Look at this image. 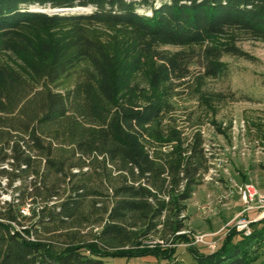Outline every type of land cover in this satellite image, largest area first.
<instances>
[{"label":"trees","instance_id":"16d2710c","mask_svg":"<svg viewBox=\"0 0 264 264\" xmlns=\"http://www.w3.org/2000/svg\"><path fill=\"white\" fill-rule=\"evenodd\" d=\"M47 6L90 12L37 11ZM82 23L129 29L137 42L118 57L83 35L64 47L29 44L16 68L0 62V166L9 167L0 177L8 187L22 180L0 201V264L157 258L139 254L147 239L180 240L186 202L210 167L199 130L185 137L167 125L175 122L173 98L192 63L203 71L193 99L208 107L234 98L202 82L228 78L222 58L242 55L232 34L264 41V0H0V52L15 54L19 30ZM194 122L189 129H199ZM108 165L117 173L112 179ZM91 170L112 199L101 229L84 233L94 211L87 201L99 194ZM231 233L214 251L191 253L194 263L264 264V223L252 224L249 236ZM164 254L174 264L173 251Z\"/></svg>","mask_w":264,"mask_h":264},{"label":"rangeland","instance_id":"374dc122","mask_svg":"<svg viewBox=\"0 0 264 264\" xmlns=\"http://www.w3.org/2000/svg\"><path fill=\"white\" fill-rule=\"evenodd\" d=\"M146 12L145 8H140ZM47 14L89 13L90 9H45L38 8ZM12 39L14 53L0 52V62L16 68L20 63L18 52L24 47L33 46L42 41H51L61 47L67 42H73L78 37L89 35L114 51L118 57L130 55L133 45L136 44L133 31L123 27H106L94 23L59 24L56 26H38L19 30ZM234 46L242 53L240 56L227 55L221 60L228 67L227 79H207L204 77V88L209 92L232 94L234 98L221 103H213L203 107L196 99H193L191 87L198 86V75L203 71L198 64L189 65L190 76L183 80L177 89L178 96L173 98L174 112L172 116L175 122H166L168 126L175 125L177 130L183 131L185 137H190L195 131H200L204 139V150L208 158L209 171L204 174L202 184L197 187L192 198L186 202L187 221L186 229L180 240L165 241L156 238L147 239L140 255L157 252V258L146 255L131 259L112 258V264H167L165 251L171 250L175 254L174 264H195L191 253H206L211 251L206 243H214L215 249L222 245L226 235L231 233L240 235L233 226H227L237 212L243 209L239 201L235 186L244 182H251L260 192L264 193V41L254 39L245 33H234L230 36ZM154 48L174 52L177 47L154 44ZM201 77V76H200ZM69 85L63 83V89ZM194 121L201 123L199 129L191 128ZM195 123V122H194ZM157 144L164 145L167 138L156 140ZM9 168L7 163L0 166ZM87 169L85 168L84 171ZM111 171L110 178L117 173L108 165ZM99 172L91 170L93 177ZM93 181L99 194L93 195L87 203L94 206V211L82 229L84 233H95L101 229L106 221L104 209H110L111 190L109 186L100 182L98 177ZM6 178L0 177V201H7L15 189H18L22 180L17 179L11 187L7 186ZM25 211L27 207L24 208ZM237 213V214H236ZM249 221L254 220L264 223V216H258V212L247 213ZM219 230V231H218ZM218 233L212 237H206L205 243H194L195 236ZM179 235V234H178ZM212 235V234H211ZM243 235V234H242ZM186 237V238H185ZM229 237V238H230ZM188 238V240H187ZM191 248V250L189 249Z\"/></svg>","mask_w":264,"mask_h":264},{"label":"built area","instance_id":"2783aa9c","mask_svg":"<svg viewBox=\"0 0 264 264\" xmlns=\"http://www.w3.org/2000/svg\"><path fill=\"white\" fill-rule=\"evenodd\" d=\"M237 196L239 201L243 205V209L233 218V220L228 223L227 226H233L238 231L242 232L244 236H249L251 233L250 224L254 221H249L247 213L249 212H258V216H264V193L251 182H244L235 186ZM184 233L181 231L177 234ZM212 234V235H211ZM205 235L195 236L194 243H205L204 240L206 237H212L218 233H211ZM211 251L215 250V244L206 243Z\"/></svg>","mask_w":264,"mask_h":264},{"label":"crops","instance_id":"0c3cea01","mask_svg":"<svg viewBox=\"0 0 264 264\" xmlns=\"http://www.w3.org/2000/svg\"><path fill=\"white\" fill-rule=\"evenodd\" d=\"M239 212H240V211H239ZM239 212H237V213H239ZM237 213H236V214H237ZM218 231H219V230H218Z\"/></svg>","mask_w":264,"mask_h":264}]
</instances>
